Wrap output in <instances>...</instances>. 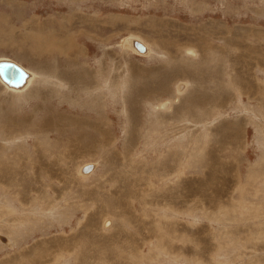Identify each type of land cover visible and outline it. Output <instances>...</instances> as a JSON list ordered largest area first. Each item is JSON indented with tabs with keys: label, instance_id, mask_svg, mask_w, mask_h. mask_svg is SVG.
I'll use <instances>...</instances> for the list:
<instances>
[{
	"label": "rangeland",
	"instance_id": "374dc122",
	"mask_svg": "<svg viewBox=\"0 0 264 264\" xmlns=\"http://www.w3.org/2000/svg\"><path fill=\"white\" fill-rule=\"evenodd\" d=\"M0 58V264H264V0H0Z\"/></svg>",
	"mask_w": 264,
	"mask_h": 264
},
{
	"label": "bare ground",
	"instance_id": "6f19581e",
	"mask_svg": "<svg viewBox=\"0 0 264 264\" xmlns=\"http://www.w3.org/2000/svg\"><path fill=\"white\" fill-rule=\"evenodd\" d=\"M125 44L129 47V48H131L133 51H135V52H137V53H139V54H150V52L152 51L151 50V48H150V46H148V43L145 41V40H141V38L140 37H138L137 35H130L128 38H127V42H125ZM130 44V45H129ZM131 46V47H130ZM188 54V53H187ZM6 59H2V58H0V64L2 63V62H4ZM12 61V60H11ZM14 61V60H13ZM15 63H17L18 65H20L25 71H26V74H27V77H26V79H25V81H24V83L22 84V85H20V86H14V85H11V84H9V83H7L5 80H3V78L1 77V75H0V79H1V81L4 83V84H6L8 87H10V88H13V89H17V90H22V89H26L27 87H28V85L30 84V82L33 80V78H34V76H36V73H34V72H30L28 69H26L25 67H23L20 63H18V62H16L15 61ZM105 82V81H104ZM185 83V82H184ZM31 85V84H30ZM185 86H186V84H185ZM182 87H183V85H181L180 86V89H182ZM188 87V86H187ZM26 91V90H25ZM24 91V92H25ZM116 97V96H115ZM176 100V99H175ZM175 100H173V101H175ZM179 100V99H178ZM177 101V100H176ZM177 103V102H176ZM170 104V105H169ZM171 105H172V103L171 102H169L168 103V107H171ZM161 108V107H160ZM171 109H172V107H171ZM60 116V115H59ZM64 118V117H63ZM63 118H60V117H58V118H55V120H56V123L55 124H53V122L55 121V120H53V118H50L49 120H51V121H48V124H49V126H48V128H54V127H56V128H54V129H60V125H61V123H62V121H63ZM100 118V117H99ZM65 119V118H64ZM81 121L82 120H76V119H73L72 120V123L74 124V125H83L84 123H81ZM83 122V121H82ZM86 122V121H85ZM95 122H97V121H95ZM95 122H93V123H95ZM86 125V124H85ZM88 126V125H87ZM92 131H94L93 133H95L96 132V134L97 133H99L98 132V130L96 129V128H94V129H92ZM88 134H90V132H89V130H88ZM87 134V135H88ZM92 134V133H91ZM91 134L89 135V136H91ZM92 135H94V134H92ZM97 136V135H96ZM99 136H100V133H99ZM83 137V136H82ZM86 137V136H85ZM89 138V137H88ZM92 138V137H91ZM79 139V138H78ZM78 139H77V141H78ZM83 140V141H82ZM85 139H83V138H81L80 140H79V144H81L82 146H81V148H83V149H86V150H88L89 148V145H92V144H86L85 143V141H84ZM90 140V139H89ZM99 140V139H98ZM91 141V140H90ZM72 142H76V140H73ZM81 142V143H80ZM88 142V141H87ZM99 142V141H98ZM100 149V148H99ZM98 151V150H97ZM78 152V151H77ZM85 152V151H84ZM96 169V165H94L93 163H88V165H87V163L85 164V166H82V168H81V172L83 173V174H87L86 175V177L88 176V175H91V174H93L94 173V170Z\"/></svg>",
	"mask_w": 264,
	"mask_h": 264
},
{
	"label": "water",
	"instance_id": "95a60500",
	"mask_svg": "<svg viewBox=\"0 0 264 264\" xmlns=\"http://www.w3.org/2000/svg\"><path fill=\"white\" fill-rule=\"evenodd\" d=\"M0 75L7 83L20 86L24 83L26 71L13 61H4L0 64Z\"/></svg>",
	"mask_w": 264,
	"mask_h": 264
},
{
	"label": "crops",
	"instance_id": "0c3cea01",
	"mask_svg": "<svg viewBox=\"0 0 264 264\" xmlns=\"http://www.w3.org/2000/svg\"><path fill=\"white\" fill-rule=\"evenodd\" d=\"M52 21V20H51ZM51 23V22H50ZM45 26V25H44ZM4 59H6V58H4Z\"/></svg>",
	"mask_w": 264,
	"mask_h": 264
}]
</instances>
